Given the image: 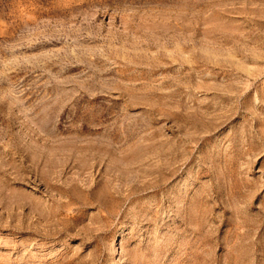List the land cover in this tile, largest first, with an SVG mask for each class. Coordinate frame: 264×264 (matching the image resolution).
Returning a JSON list of instances; mask_svg holds the SVG:
<instances>
[{"label":"rangeland","instance_id":"1","mask_svg":"<svg viewBox=\"0 0 264 264\" xmlns=\"http://www.w3.org/2000/svg\"><path fill=\"white\" fill-rule=\"evenodd\" d=\"M0 264H264V0H0Z\"/></svg>","mask_w":264,"mask_h":264}]
</instances>
